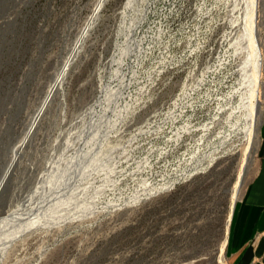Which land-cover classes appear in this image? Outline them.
Masks as SVG:
<instances>
[{
	"label": "rangeland",
	"instance_id": "374dc122",
	"mask_svg": "<svg viewBox=\"0 0 264 264\" xmlns=\"http://www.w3.org/2000/svg\"><path fill=\"white\" fill-rule=\"evenodd\" d=\"M100 1L0 0V264H229L264 0Z\"/></svg>",
	"mask_w": 264,
	"mask_h": 264
},
{
	"label": "crops",
	"instance_id": "0c3cea01",
	"mask_svg": "<svg viewBox=\"0 0 264 264\" xmlns=\"http://www.w3.org/2000/svg\"><path fill=\"white\" fill-rule=\"evenodd\" d=\"M254 174L235 207L229 228V264H264V118Z\"/></svg>",
	"mask_w": 264,
	"mask_h": 264
},
{
	"label": "bare ground",
	"instance_id": "6f19581e",
	"mask_svg": "<svg viewBox=\"0 0 264 264\" xmlns=\"http://www.w3.org/2000/svg\"><path fill=\"white\" fill-rule=\"evenodd\" d=\"M105 2V0H101L100 2H99V4H98V6H97V9L95 10V13H94V15H93V17H92V20H93V18H95L96 16H98V12H99V9L101 8V6L103 5V3ZM97 18V17H96ZM91 20V19H90ZM91 20V21H92ZM95 20V19H94ZM90 21V22H91ZM89 22V23H90ZM88 23V24H89ZM92 24V23H91ZM91 26V25H90ZM88 28H89V25H87V27L84 29V31H83V35H81V39H79V41L77 42V46L76 47H78V44L80 43V41L83 39V37H84V35L86 34V32H87V30H88ZM89 33V32H88ZM80 46V45H79ZM76 51H77V49L75 48V51L73 52V54L71 53V55H70V57H68L69 59L66 61V63H64V65H63V68H62V70H61V72H60V74L57 76V78H56V80H55V82H54V84L52 85V87H51V89H50V91H49V93H48V95H47V97H46V99H45V103H44V105L45 104H47V99H48V97L50 96V99H52L53 97L52 96H54V94H55V92H56V90H57V88L59 87V85H61V83H63V81H64V79H65V76L67 75V73H69V70H70V68H71V63H73V62H71V60H72V58L74 57V55H75V53H76ZM257 57V56H256ZM254 58V57H253ZM259 60V59H258ZM71 62V63H70ZM253 62H255V61H253ZM70 64V65H69ZM251 78H252V76H251ZM255 80V79H254ZM254 84H256V83H254ZM258 86V85H257ZM257 86H256V88H257ZM60 89V88H59ZM258 89H259V87L256 89V91H258ZM52 97V98H51ZM49 101V100H48ZM44 105H43V107H44ZM42 107V108H43ZM42 108L40 109V111H39V113H38V115L36 116V119L34 120V123L36 122V120H37V118H38V116H39V114H40V112L42 111ZM34 123L32 124V126L34 125ZM32 126L30 127V130H31V128H32ZM28 136V135H27ZM27 138V137H26ZM26 140V139H25ZM26 142V141H25ZM24 143V142H23ZM23 145V144H22ZM24 146V145H23ZM23 146H21V148L23 147ZM20 152H21V149L20 150H18L17 151V153H16V155H15V158H16V156L18 155V154H20ZM14 158V159H15ZM13 159V160H14ZM12 163V162H11ZM8 170H9V168H8ZM8 170L6 171V173H5V175H4V177L6 176V174H7V172H8ZM4 177H3V179H4ZM3 179L1 180V182H0V194H1V192H2V181H3ZM8 184V183H7ZM7 186V185H6ZM6 188V187H5ZM5 190V189H4ZM3 194V193H2ZM2 218V217H1ZM5 219V218H4ZM3 220V219H2ZM228 238V237H227ZM227 240V239H226ZM225 242L226 241H224V244H225ZM222 256H223V254H222Z\"/></svg>",
	"mask_w": 264,
	"mask_h": 264
},
{
	"label": "water",
	"instance_id": "95a60500",
	"mask_svg": "<svg viewBox=\"0 0 264 264\" xmlns=\"http://www.w3.org/2000/svg\"><path fill=\"white\" fill-rule=\"evenodd\" d=\"M48 100H50V96H49L48 99H47V103L49 102ZM46 105H47V104H45L44 107L42 108V111L40 112L39 116H40L41 113L43 112V110H44V108L46 107ZM39 116H38V118H39ZM38 118H37V120H38ZM37 120H36V121H37ZM35 124H36V122H35L34 125L32 126V128H31V130H30L28 136L30 135L31 132H33V130H34V128H35ZM19 155H20V154H18V155L16 156V158H17ZM16 158L12 161V163H11V165H10V167H9V170H8L6 176L4 177L3 181H2V184H1V185H2V188H3V189H2L1 194L3 193V191H4V189H5L6 185H7V182H8V180H9V176H10L11 170H12V168L14 167V164H15ZM1 194H0V195H1Z\"/></svg>",
	"mask_w": 264,
	"mask_h": 264
}]
</instances>
